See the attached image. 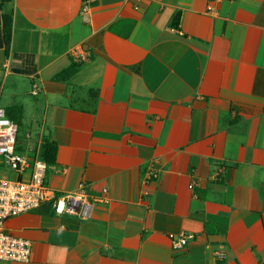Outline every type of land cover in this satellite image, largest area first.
I'll list each match as a JSON object with an SVG mask.
<instances>
[{"label": "crops", "instance_id": "crops-1", "mask_svg": "<svg viewBox=\"0 0 264 264\" xmlns=\"http://www.w3.org/2000/svg\"><path fill=\"white\" fill-rule=\"evenodd\" d=\"M83 1L0 0L16 149L91 202L7 220L2 264H264V0Z\"/></svg>", "mask_w": 264, "mask_h": 264}, {"label": "built area", "instance_id": "built-area-1", "mask_svg": "<svg viewBox=\"0 0 264 264\" xmlns=\"http://www.w3.org/2000/svg\"><path fill=\"white\" fill-rule=\"evenodd\" d=\"M97 0H84L83 10ZM18 126L8 119L0 109V166L13 172L12 179L0 177V264L5 261L28 262L32 243L29 240L11 235L6 228L10 218L28 213L49 204L59 214L80 216L86 219L91 210V202L85 189L58 195L46 182L47 164L40 160H30L18 153ZM1 171V170H0ZM192 235L187 234L175 240V249L185 247ZM218 259L224 254L219 252Z\"/></svg>", "mask_w": 264, "mask_h": 264}, {"label": "rangeland", "instance_id": "rangeland-1", "mask_svg": "<svg viewBox=\"0 0 264 264\" xmlns=\"http://www.w3.org/2000/svg\"><path fill=\"white\" fill-rule=\"evenodd\" d=\"M0 170L2 171V172H0V177L6 178V179H12L13 178L12 174L11 175H7V174H10L11 172L6 166H0ZM4 172H6L7 174L4 175L3 174Z\"/></svg>", "mask_w": 264, "mask_h": 264}, {"label": "trees", "instance_id": "trees-1", "mask_svg": "<svg viewBox=\"0 0 264 264\" xmlns=\"http://www.w3.org/2000/svg\"><path fill=\"white\" fill-rule=\"evenodd\" d=\"M8 35V34H7ZM8 40V39H7Z\"/></svg>", "mask_w": 264, "mask_h": 264}]
</instances>
